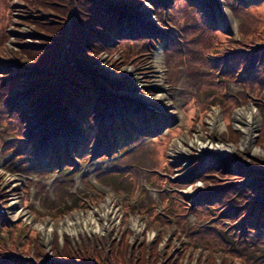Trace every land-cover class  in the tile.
<instances>
[{
	"label": "trees",
	"instance_id": "1",
	"mask_svg": "<svg viewBox=\"0 0 264 264\" xmlns=\"http://www.w3.org/2000/svg\"><path fill=\"white\" fill-rule=\"evenodd\" d=\"M12 1L0 0V128L12 137L3 141L0 130V147L5 154L11 152L21 165L36 157L33 150L38 149L40 141V136L30 140L24 138L20 123L22 106L27 113H32L34 120H38L34 121V127L40 128L45 134L50 135L49 131L60 125L59 114L64 116L63 130L69 133L68 126L74 121L65 115L66 111L81 125L87 140L98 133L101 123L96 121L93 113L102 107L99 102L101 96H109H105L98 83V74L91 70L94 63L105 55L111 68L121 73L124 66L146 61L152 45L161 41L158 36H130L125 32V26L130 30L131 25L137 24L134 12L145 1L151 5L159 23L165 25L163 19L167 11L169 21L181 33L179 39L182 43L168 38L169 46L164 49L169 81H172L180 60L188 62L191 68L204 69L205 74L209 75V78L204 76L200 79L199 89L205 94L203 100L191 93L183 94L189 131L195 129V107L199 112V123H203L210 106L219 105L226 126V132L221 137L237 142L239 133L232 128L230 117L241 103H250L261 115L257 145L264 150L263 3L247 5L244 0H223L232 16L239 21L237 37H234L217 30L213 24L208 25L202 10L187 0H172L166 5L163 0ZM189 16L192 19H188ZM21 25L27 29L21 32L10 28ZM10 38L15 48H7L6 43ZM251 49H255L256 65L246 70L244 67L253 57L249 52ZM207 52L218 55L217 64L205 57ZM222 64L223 70L216 75L218 66ZM233 80L240 83L243 90L236 95L224 94L226 82ZM107 83L117 88L112 80ZM94 103L97 106L94 107ZM182 130V126H177L162 137L156 155L158 168L163 174L149 175V180L156 185L167 182L176 188L186 186L168 178V173H173L177 168L172 167L165 156L168 140ZM82 145V156L86 157L88 141ZM232 159L236 163L232 173L225 174L210 166L204 169L199 179L205 194L192 204L187 199L184 201L177 191L173 193L178 197L168 203L169 198L163 193L166 214L180 219L175 229L179 241L185 235V219L181 217L184 213H193L198 221L213 218L208 226L190 228L186 233L188 243L180 241V249H174V255H169L171 251L161 254L159 243L164 241L163 234L158 235L151 244L136 241L132 245L129 229L123 232L119 240L113 239L109 245L102 241L101 247L91 246L88 242L74 246L67 235H62L60 246L59 236L55 232L52 254L63 260V264H192L193 252L197 250L195 244L198 243L207 254L203 252L197 264H217V259H221L220 264H236L235 261L241 264H264V253L259 251V248L264 247V213L254 204V197L264 196V157L249 156L246 151H241L238 158ZM56 161V157H53L54 165ZM64 161L69 164L65 158ZM198 162L196 158L193 166ZM6 164L12 171H22L14 164V160H8ZM126 171L133 181L132 188L136 189V170L129 166ZM244 176L248 179L244 180ZM209 190H212L213 198ZM1 193L0 189V201L3 200ZM84 201L75 199L71 209H85ZM128 209L135 212V209ZM67 212L53 208L52 213L56 215L51 214V219L57 221ZM130 212L125 211L126 219L130 217ZM139 213L148 216L149 228L171 227L173 224L168 217L157 213L154 202L149 207L142 206ZM3 233L8 235L7 240L1 236ZM25 233L26 229L14 230L8 225H0V259H3L4 264H48L43 261L47 252L40 243L38 233L29 231L32 237L29 234L24 236ZM236 242L242 248L249 246L252 254L237 251L234 247ZM168 243L170 247L172 240ZM217 248H221L222 253H218Z\"/></svg>",
	"mask_w": 264,
	"mask_h": 264
},
{
	"label": "rangeland",
	"instance_id": "2",
	"mask_svg": "<svg viewBox=\"0 0 264 264\" xmlns=\"http://www.w3.org/2000/svg\"><path fill=\"white\" fill-rule=\"evenodd\" d=\"M190 1H194L195 5L198 6H201L200 3H202V0ZM219 1L221 5L225 6L223 0H218V2ZM12 2L16 1L13 0ZM247 2H249L247 5H260L263 3L262 7H264V0H247ZM201 9L206 13L205 15L202 12L208 25L214 23L210 20L209 9H207L205 5L201 6ZM154 15L155 13L153 14L150 5L146 1L142 2V4L137 7L136 12H134L136 21L145 26L146 31L161 36H175L174 34H178V31L171 28V26L166 27L158 25L155 21ZM188 19L192 18L189 16ZM232 21L234 24L233 32H228L220 27H217L216 29L237 37L239 21L233 16ZM12 27H14L13 29L21 31L19 27L10 26V28ZM11 40L12 38L7 41V48H15L11 44ZM155 49L156 51L154 54L158 56L157 60L159 61L155 62L153 60L154 58H152L149 65L141 66V63L138 65H127L121 68V73H114L112 70L113 68L107 63V57L105 55L100 57V59L94 63L92 71L100 77L98 83L102 87L104 93H108L112 96L109 98L101 96L102 99H100L99 102L102 104V107L97 110L98 112L95 111L93 116L96 117L102 114L106 117L107 113L111 114L112 111L115 115L112 118L114 127L103 134L102 139H99L96 143H94V139H92V141L91 139L87 140L88 144H90L87 147L90 157H82L83 150L81 149V146H75L73 139L77 136L81 137V132L78 125L76 126V122L75 124L74 122L70 124L69 133L63 134L64 130L59 126L51 129L49 131L50 135L48 133H46L48 134L46 135L42 130H39L40 128L38 129L34 127V121L36 120L32 118V113H27L25 109H22L23 104L21 103L22 107L20 109V114L23 117L21 118L20 123L22 124L24 138L30 140L33 137L36 138L37 136H40L39 142L44 145V150L49 151L51 143L58 146V149H56V154L58 156L60 146H64L67 157L71 158L70 160H74H72L74 163L67 166L73 167L71 170L66 169V167L63 168V164H57L56 168H52L48 163H45L44 159H42V154L40 156L36 155L37 157L31 159L30 162L21 165L19 160L12 156L11 152L5 154L3 148L0 147V180L2 183L1 189L4 190L3 193H1V196L5 198V202H0V207L3 212L0 213V220L5 221V223L7 222L14 230L26 229L24 236L29 234V230L31 232L36 231L40 243L46 248L47 257L51 259L47 260L48 264H63V260L55 257L56 255H53L51 251L53 234L55 232L60 236V246L62 245V235H67L71 244L74 246L79 244L85 245V243L88 242L91 246L101 247L102 241L109 245L114 238H120L126 229L131 231L129 240L132 245L136 241L153 243L158 235L163 234L164 241L162 240L159 243L161 254L166 251H172L175 248L178 249L180 241L187 243V239L184 236H181L180 241L177 239L174 225L172 227L164 228L161 226L149 228L147 227L146 216L140 217L139 214L136 213L131 215L128 219H125L124 215L123 201L129 198L127 195L128 192H131L132 194L129 203L135 208L155 202L157 204V209L161 210L163 193H166L169 198L168 203H170L172 199L178 197L173 193V191H177L174 189L175 186L170 187L167 182H162L161 186L156 185L149 180V175L155 173L158 168L159 163L156 154H158L157 150L163 140L162 137L166 136L170 132L169 130H172L176 126L181 124L186 126V119L184 118V113L182 111V105L184 102L183 94L191 93L194 97L203 100L205 94L199 89L201 86L200 79L204 76L209 78V75L205 74L206 72L204 69L191 68L188 62L180 60L174 70L172 84L169 87L166 83L164 69L166 57L161 52V45H157ZM249 52L254 55L255 49H251ZM216 55L215 57L218 56ZM215 57L213 59H215ZM246 66L248 69L255 68L252 61H249ZM152 79H160L159 82L161 83L160 86L163 88L162 91L157 90L156 86L152 85V83H157ZM108 80H112L117 85L118 90L110 88L107 83ZM149 88L155 93L162 92L163 95H167L169 97V99L166 100L167 104L178 103V109L182 112V119H178L177 121L166 119L164 121L162 117L156 116L152 112H144L142 105H140L142 104L140 100L143 99L144 96H150L143 93L145 89ZM224 90L228 95H236L239 91L243 90V88L237 81L233 80L226 82ZM262 97L264 98V94H262ZM118 98L122 99L123 103L115 100ZM146 104L150 105V107L155 110L157 109L158 111H161L160 107L162 106H160V104H155V107L152 104ZM112 105H120V107H117L119 108L118 110H112V108L110 109ZM242 105L243 104H240L239 106ZM246 105L252 106L250 103ZM95 106H97L96 103H94V107ZM105 106L108 107L104 108ZM195 108V118L198 123L195 124L194 132L191 133V131L188 132L184 129L178 135L170 138L165 153L169 164L172 167L175 166L177 168L174 169L173 173H168V175L178 184L186 185L180 189L179 192L184 197V201L187 199L186 201H189V203H192L197 197L204 195L200 183L201 180L199 178L206 167L210 166L211 168L220 170L225 174L232 173L235 171L236 164L232 158H238L241 151H246L249 156L255 155L264 157V150L257 145L262 120L261 115L255 107L254 109L259 117V128L254 134V141L247 144L245 143L246 140L243 142L242 139L244 135L236 128L232 116L230 117V124L232 128L239 133L237 142L227 141L221 137L223 132H226L224 122L223 127H220L215 132H213L209 125L206 124V121L211 118L213 111H219L221 114V110L218 106H213L207 112V115L203 118L205 120H203V123H199V113L197 114ZM167 110L171 111L172 108H168ZM65 115L74 120L73 115L69 111H66ZM134 115L137 119H135V123L130 124L131 116ZM63 117L64 116L61 114L58 115L59 122H63ZM109 121L111 120H108V124ZM128 124L133 127L136 133L133 134L131 132L126 139H123L122 137L117 139L114 137V133H119L124 125ZM0 130L2 132L3 141L10 139V136H7L4 133L3 128H0ZM59 134L67 135L68 142H66V144L62 142L63 138ZM202 134L203 140L201 141L197 137ZM108 136V139L111 142L110 145L105 142H103L104 145H101V141H106ZM182 136L186 137L188 142L197 141L200 143L202 142L203 144H209L210 146H208L211 153L219 157L220 163H216L215 160L210 159L208 156L204 157V155L196 148H189L188 144H185L184 146V148L187 149V151H184L185 154L181 155L179 153V156L177 157L172 156L170 152L175 150L176 141ZM71 151L79 153V155L81 154L80 157L82 162H80L79 158L73 153V155H71ZM196 158L199 162L194 168L193 163ZM7 160H14V164L24 172L18 174L8 172L5 166ZM131 165L136 170L138 177L137 190L134 194L132 188L133 181L126 171V168H128L127 166ZM113 166L116 168V170L114 168V172L111 171ZM189 169H193L194 173L186 177L177 176ZM82 179H87L94 189L104 193L105 198L96 206L89 201L88 207L87 209L85 208V210L79 208L71 209L73 207L74 198L78 197L82 192H84L87 197L93 198L95 201V197H98L94 190H87L84 188ZM243 179L247 180L248 178L247 176H244ZM120 187L126 190L123 194L118 193ZM213 196L214 194H212L211 198H213ZM11 203H15V206L11 205ZM108 203H110L109 214L108 216H103V207ZM59 204L65 205L66 209L63 210ZM254 204L264 213V196L257 195L254 197ZM53 208L62 209L64 212H67L68 209L71 210L64 213V215L61 218H58L57 221H54L49 219V217L52 218L51 214L56 215L55 213H52ZM89 213L93 214L92 218H88ZM184 218L185 232L189 231V229L194 226H198L195 225L196 220L192 214H185ZM175 222H178V220ZM60 225L64 226L65 231H60ZM202 225L207 226V224ZM43 229L47 230L45 236ZM69 229H72V231ZM75 230L78 232L77 235L71 233L75 232ZM1 236L4 240H7L8 238L7 234ZM29 236L32 237L30 234ZM170 240H172V245L169 247L168 242ZM195 246L197 247V250L193 252L194 259L192 260V264H197V259L203 254V252L205 255L207 254L200 244L196 243ZM234 247L237 251H243L246 255H250L253 252L249 246L242 248L239 244L235 243ZM216 251L222 253L220 248ZM259 251L264 253V247L259 248ZM174 252L175 251L170 252V255ZM220 263L221 259L220 261L217 259V264ZM235 263L240 264L238 261H235Z\"/></svg>",
	"mask_w": 264,
	"mask_h": 264
},
{
	"label": "bare ground",
	"instance_id": "3",
	"mask_svg": "<svg viewBox=\"0 0 264 264\" xmlns=\"http://www.w3.org/2000/svg\"><path fill=\"white\" fill-rule=\"evenodd\" d=\"M203 5H205L207 7V9H209V16H210V20H212V22L215 23V25H217L218 27L228 31V32H233L234 31V24L232 21V16L230 14V12L227 10V8L223 5H221L220 1L218 2V0H202L201 1ZM201 5V6H203ZM21 29V31H25L27 28L25 26H20L19 27ZM158 56H156L154 54V61L157 62L159 60ZM158 76V75H156ZM154 81H156L157 83H152V85L156 86V89L159 91H162L163 88L160 86V82L158 79H152ZM165 90V89H164ZM164 93V92H163ZM169 97L167 95H163L162 92H156L155 94H153L152 96H144L143 99L140 100V102L142 104V108L144 112H153L156 116H160L163 118V120L165 121L166 119H171V120H178V119H182V112L180 111L179 108V104L178 103H171V104H167V101ZM152 104L155 107V104H160V109L159 110H152L149 108L148 104ZM172 105V106H171ZM168 108H172L171 111H168ZM115 113H113V111L111 112V114H107L106 118L110 119L112 117H114ZM232 119L235 122V126L238 130H240L244 137H243V142L245 141V143H249V142H253L254 141V137H255V132L258 130L259 128V117H258V113L256 112V110L254 109L253 106L251 105H245V106H239L237 107L233 113H232ZM223 117L222 114H220L219 111H213L211 114V118L208 119L206 121V124L209 125V127L212 129L213 132L217 131L220 127H223ZM221 125V126H220ZM155 128V127H153ZM201 131V130H200ZM199 140H203V134L199 135L197 137ZM185 144H188L189 148H196L198 151H200L204 157L208 156L210 159H213L216 161V163H220V159L217 155H214L213 153H211V150L209 148V146L207 144H203L202 142H188L186 137H181L176 141V148L175 150H172L170 152V154H172V156H179V153L181 155L185 154L184 151H187V149L184 148ZM178 154V155H177ZM207 157V158H208ZM194 173L193 169H189V170H185L184 172L178 174L177 176L179 177H186L188 175H191ZM15 203H11V205H14ZM103 216H108L109 214V210H110V203H108L107 205H105V207H103ZM97 213V212H96ZM112 213V212H111ZM20 215V214H19ZM92 213H89L88 218H92ZM21 216V215H20ZM87 222V221H86ZM72 231V229H69ZM60 231H65L64 226L60 225ZM47 232L46 229H43V233L45 236V233ZM72 234H76L77 235V230H75V232H71Z\"/></svg>",
	"mask_w": 264,
	"mask_h": 264
}]
</instances>
